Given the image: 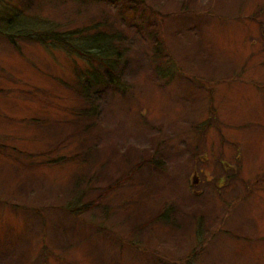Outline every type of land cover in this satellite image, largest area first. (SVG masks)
Here are the masks:
<instances>
[{"label":"rangeland","instance_id":"1","mask_svg":"<svg viewBox=\"0 0 264 264\" xmlns=\"http://www.w3.org/2000/svg\"><path fill=\"white\" fill-rule=\"evenodd\" d=\"M50 28L126 56L82 141L86 63L0 34V264H264V0H0Z\"/></svg>","mask_w":264,"mask_h":264},{"label":"trees","instance_id":"2","mask_svg":"<svg viewBox=\"0 0 264 264\" xmlns=\"http://www.w3.org/2000/svg\"><path fill=\"white\" fill-rule=\"evenodd\" d=\"M90 39L86 41L77 40L80 31L57 32L54 29L31 31L24 34L5 33L11 43H15L18 38L32 41L41 45L55 46L62 50L78 56L89 68L80 77L79 84L75 90L77 98L73 114L77 122V133L79 138L86 139V135L91 132L95 123V116H98L97 93L104 84L103 77L108 75L110 80L117 82L125 60L126 52L122 45V40L118 34H109L100 28L93 29ZM78 156L60 157L59 163L73 161ZM89 205L86 207L88 208ZM83 212L84 207L78 206L73 211Z\"/></svg>","mask_w":264,"mask_h":264}]
</instances>
